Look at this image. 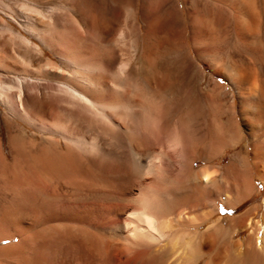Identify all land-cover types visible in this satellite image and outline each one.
Segmentation results:
<instances>
[{
    "label": "bare ground",
    "instance_id": "bare-ground-1",
    "mask_svg": "<svg viewBox=\"0 0 264 264\" xmlns=\"http://www.w3.org/2000/svg\"><path fill=\"white\" fill-rule=\"evenodd\" d=\"M28 1L0 17V264H264V207L220 214L264 187V76L210 50L232 34L264 53V0L205 17L196 0Z\"/></svg>",
    "mask_w": 264,
    "mask_h": 264
},
{
    "label": "rangeland",
    "instance_id": "rangeland-1",
    "mask_svg": "<svg viewBox=\"0 0 264 264\" xmlns=\"http://www.w3.org/2000/svg\"><path fill=\"white\" fill-rule=\"evenodd\" d=\"M14 1H28V0H0V17L6 19L7 21H11L10 18L8 17L11 13L9 10L10 5L14 2ZM32 1V0H31ZM94 1H98V0H94ZM101 1V0H99ZM108 0H102L101 2H104L107 5ZM189 1V0H186ZM200 1V3L198 2ZM207 1V2H206ZM210 1V2H209ZM30 2V1H28ZM195 2V0H194ZM206 2V3H205ZM196 3L199 4L200 6V15L201 16H208L209 15V10L208 8L211 7L212 1L211 0H196ZM202 4L206 5V6H202ZM51 5V4H50ZM204 7V9H203ZM208 7V8H207ZM204 10V11H203ZM106 15L109 16V13L107 11H104ZM10 13V14H9ZM203 13V14H202ZM187 31H186V37H187V45L189 47H193V40L198 39V34L195 31H192L190 26L187 27ZM0 30V34H1ZM3 35H8V33H3L1 36ZM192 35V36H191ZM194 36V37H193ZM110 38L113 41V46L118 49V50H126L129 48V44L128 43V39L125 35L119 34L116 31H112ZM245 46L241 45L240 43L237 42V39L234 35H222L221 37H219L216 42L214 43V45H212L210 47V50L212 55L215 57H219L220 60H222L223 63H227V65L232 64V65H242L244 66V68L246 70H253L254 68H256L258 71H260V74H262L264 76V70L263 68H258L257 66H259L261 63H263L264 66V58L261 61V59H258V57H261L262 55H264L263 51H258L255 52L253 51V46L252 45H248V44H244ZM249 47V48H248ZM204 48L207 50V47L204 46ZM214 51V52H213ZM217 53V54H215ZM47 55V54H46ZM45 55V56H46ZM218 55V56H217ZM47 57V56H46ZM257 59V60H256ZM256 61H261V62H257ZM166 63H168V61H165ZM164 62V63H165ZM203 62V63H202ZM201 63L203 65H205V61H202ZM226 65V64H225ZM204 76L206 77L207 82L208 81H213V79H217L220 80L221 84L223 85L224 89L222 90V95H227V99L231 100V93H230V86L228 85V82L226 81L225 78H221L217 75H214L210 70L206 69ZM3 147L5 149H8L7 146V141L4 138L3 139ZM235 149H230L227 154H225L224 156L226 157V159L224 160H217L216 163L219 165H222L223 167L229 163L232 154L234 153ZM258 189L256 191V195L254 200L242 205L238 211L232 212L228 210V207L224 204L220 205V214L224 215L225 217H231L234 214H238L241 211H243L245 208H247L248 206L252 205V204H260L262 206V208L260 209L258 216L260 217L262 211H263V207H264V187L262 186V184L259 182L257 183ZM232 212V213H231Z\"/></svg>",
    "mask_w": 264,
    "mask_h": 264
}]
</instances>
